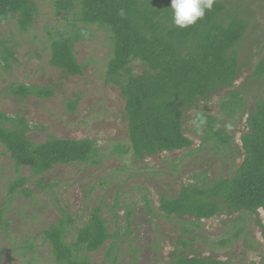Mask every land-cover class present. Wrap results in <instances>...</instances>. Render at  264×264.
Returning <instances> with one entry per match:
<instances>
[{"label":"rangeland","instance_id":"1","mask_svg":"<svg viewBox=\"0 0 264 264\" xmlns=\"http://www.w3.org/2000/svg\"><path fill=\"white\" fill-rule=\"evenodd\" d=\"M35 1L38 15L27 32L19 31L15 20L0 23V111L23 116L33 142L50 135L94 139L99 163L58 164L43 175H33L28 167L17 169L0 144V209L9 224L0 233V264H57L43 230L63 212L70 213L75 225L67 241L72 242L75 228L88 219L95 205L101 206L114 235L98 251L88 254L91 264H170L175 249L214 256L228 264H244L254 257L260 261L264 245L257 215L220 214L196 225L189 222V216H165L159 210L162 194L176 195L183 184L205 175L210 180L229 177L241 162L235 147L215 150L211 143H202V127L193 121L198 109L217 116L233 134L239 150L247 114L222 113L219 103L227 89L186 112L183 128L194 140L191 148L134 158L132 152L123 151L129 145L124 100L118 86L106 82L107 62L112 55L110 33L84 25L72 12L56 15L53 0ZM248 2L255 19L251 35L242 41L240 49L243 69L236 86L230 89H239L247 106L254 97H264V78L251 77L254 63L264 53V0ZM65 30L82 34L74 45L77 61L84 66L81 75H66L48 62L49 37ZM3 46L14 54L7 63L2 59ZM132 65L136 72L144 70L137 61ZM22 83L50 88L53 95L21 99L10 86ZM16 176L28 179V194L20 189L10 192V182ZM41 176L44 181L40 185ZM258 215L264 220L263 209ZM229 239L231 243H222ZM183 240L187 247L180 243ZM110 247L114 262L105 259Z\"/></svg>","mask_w":264,"mask_h":264},{"label":"trees","instance_id":"2","mask_svg":"<svg viewBox=\"0 0 264 264\" xmlns=\"http://www.w3.org/2000/svg\"><path fill=\"white\" fill-rule=\"evenodd\" d=\"M170 4L171 0H53L56 15L72 12L84 25L110 33L112 55L107 62L106 82L117 85L124 100L129 145L123 151L132 152L134 158L191 148L194 140L183 128L186 112L227 89L225 97H220L222 113L247 114L239 150L233 134L217 116L198 109L193 121L202 127V143H211L215 150L235 147L241 162L229 177L210 180L205 175L201 180L195 178L183 184L176 195L162 194L159 210L165 216H189V222L196 225L220 214H254L264 245V220L258 215L260 209L264 210V97H254L247 106L239 89L230 90L243 69L240 49L242 41L251 35L255 17L249 12L248 0H215L213 9L206 11L196 24L180 28L173 24ZM38 10L35 0H0V23L15 20L17 29L27 32ZM80 33L65 30L49 37L48 62L66 75L83 74L84 66L74 52L75 43L82 38ZM2 59L5 63L14 59L11 48L3 46ZM134 61L144 67L142 72H136ZM251 77L264 78V53L254 63ZM10 90L21 99L53 95L52 89L36 84H12ZM29 129L23 116L0 111V144L17 169L28 167L33 175H43L58 164L99 163L94 139L50 135L33 142ZM27 181L24 176H16L10 182V192L20 189L28 194ZM43 181L41 176L40 185ZM74 225V217L63 212L60 219L43 230L57 264H91L88 254L98 251L114 235L99 205L75 228L74 239L69 242L67 236ZM8 227L0 209V233ZM239 233L234 234L236 239ZM180 243L183 247L188 245L184 240ZM111 249L105 259L114 262ZM170 264L228 262L175 249ZM259 264H264V253Z\"/></svg>","mask_w":264,"mask_h":264},{"label":"clouds","instance_id":"3","mask_svg":"<svg viewBox=\"0 0 264 264\" xmlns=\"http://www.w3.org/2000/svg\"><path fill=\"white\" fill-rule=\"evenodd\" d=\"M215 0H171L173 24L180 28H187L202 19L206 11H211ZM259 264V257H254Z\"/></svg>","mask_w":264,"mask_h":264}]
</instances>
